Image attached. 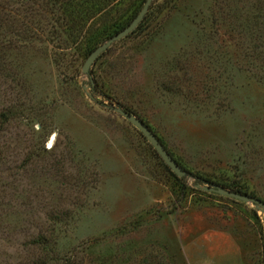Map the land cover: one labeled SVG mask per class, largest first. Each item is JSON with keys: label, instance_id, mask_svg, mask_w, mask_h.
Instances as JSON below:
<instances>
[{"label": "rangeland", "instance_id": "374dc122", "mask_svg": "<svg viewBox=\"0 0 264 264\" xmlns=\"http://www.w3.org/2000/svg\"><path fill=\"white\" fill-rule=\"evenodd\" d=\"M0 0V264H264V0ZM140 119L178 178L124 118Z\"/></svg>", "mask_w": 264, "mask_h": 264}, {"label": "water", "instance_id": "95a60500", "mask_svg": "<svg viewBox=\"0 0 264 264\" xmlns=\"http://www.w3.org/2000/svg\"><path fill=\"white\" fill-rule=\"evenodd\" d=\"M153 1L154 0H146L141 11L127 27H125L122 31H120L116 35L112 36L106 43H104L101 46H98L89 54L82 67V73H87L88 69L95 63V61L100 57V55L104 53L112 44L127 37L138 27V25L144 19ZM113 110L138 130V132L147 140V142L151 145V147L154 149L156 154L160 157L162 162L170 169V171L174 175H176L178 178H183L186 175L185 171L181 169L177 165V163L170 157V155L166 152V150L163 148L160 142L152 134L150 129L140 119L134 117L132 114H130L127 111H123L121 109H113ZM199 188L204 192L215 193L217 195L234 199L236 201L245 204H251L256 209L264 212V204L260 200L254 197H250L248 195H241L228 190H224L216 185H211V184H206L204 187H199Z\"/></svg>", "mask_w": 264, "mask_h": 264}, {"label": "trees", "instance_id": "16d2710c", "mask_svg": "<svg viewBox=\"0 0 264 264\" xmlns=\"http://www.w3.org/2000/svg\"><path fill=\"white\" fill-rule=\"evenodd\" d=\"M124 28H125V27H124ZM124 28H123V29H124ZM123 29H121V31H122ZM119 32H120V31H119ZM119 32H118V33H119ZM232 192L240 194V193H239V192H237V191H232Z\"/></svg>", "mask_w": 264, "mask_h": 264}]
</instances>
